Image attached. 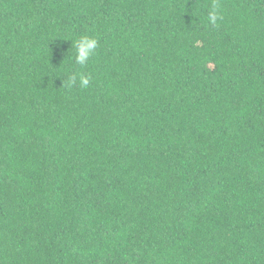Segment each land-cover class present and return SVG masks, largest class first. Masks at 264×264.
I'll list each match as a JSON object with an SVG mask.
<instances>
[{
	"label": "trees",
	"instance_id": "1",
	"mask_svg": "<svg viewBox=\"0 0 264 264\" xmlns=\"http://www.w3.org/2000/svg\"><path fill=\"white\" fill-rule=\"evenodd\" d=\"M213 2L0 0V264H264V0Z\"/></svg>",
	"mask_w": 264,
	"mask_h": 264
},
{
	"label": "clouds",
	"instance_id": "2",
	"mask_svg": "<svg viewBox=\"0 0 264 264\" xmlns=\"http://www.w3.org/2000/svg\"><path fill=\"white\" fill-rule=\"evenodd\" d=\"M222 19L220 15V5L218 2H213L211 6V10L208 12L207 20L211 26H218V21ZM99 41L95 36L82 35L75 41L76 48V56H75V64L83 67H86L91 57L95 54L96 49L98 47ZM77 75H79V86L81 88H88L91 77L90 75H86L83 73L76 74L73 73L68 76L66 87H72L76 84Z\"/></svg>",
	"mask_w": 264,
	"mask_h": 264
}]
</instances>
